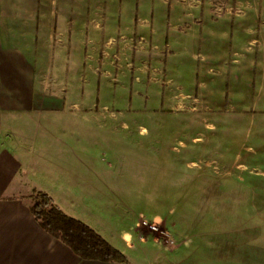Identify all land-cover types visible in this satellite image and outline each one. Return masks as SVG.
Segmentation results:
<instances>
[{
    "label": "crops",
    "instance_id": "obj_1",
    "mask_svg": "<svg viewBox=\"0 0 264 264\" xmlns=\"http://www.w3.org/2000/svg\"><path fill=\"white\" fill-rule=\"evenodd\" d=\"M157 2L168 10L161 44L153 16L137 20L133 37H124L125 27L105 36L103 24L81 16L92 11L86 0H0V264H241L204 257V242H190L194 232L173 223L165 227L172 243L142 227L163 214L135 211L122 159L99 149L98 133L83 125L102 124L140 148L146 142L134 144L136 128L147 139L152 128L162 137L166 123H201L220 157L261 170L264 0L244 10L228 0H185L174 19L177 0ZM141 27L151 30L146 42ZM153 48L163 56L157 69ZM216 161L206 162L226 164ZM34 190L128 262L83 259L48 233L30 210Z\"/></svg>",
    "mask_w": 264,
    "mask_h": 264
},
{
    "label": "rangeland",
    "instance_id": "obj_2",
    "mask_svg": "<svg viewBox=\"0 0 264 264\" xmlns=\"http://www.w3.org/2000/svg\"><path fill=\"white\" fill-rule=\"evenodd\" d=\"M86 1L90 2L92 11L80 14L83 19H94L103 24V35L120 36L122 27H125L124 37H133L132 30L137 20L153 16V41L158 44L163 42L165 33L163 23L159 21L166 19L168 10L165 5L163 8L158 5L157 0ZM184 1L177 0L175 3L173 19L185 12ZM228 2L233 8L244 10L251 0ZM150 32L148 27H141L142 41L145 38L148 40ZM144 57L147 58V53ZM150 58L152 67L159 68L163 61L160 49L153 48ZM83 125L88 127L86 130L98 133L99 149L104 147L107 152L113 153L114 159H122L118 163L125 166V173L128 174L131 206L135 211L140 214H163L165 219L157 226L164 233L156 231L163 239L168 237V242L172 243L168 227L167 230L165 228L170 223L194 234L198 228H205L208 234L199 236L192 233L189 236L190 242H204V257L210 260L226 257L241 264H264V165H261V170L237 169L233 157H220L218 153L224 150L209 141L211 131L201 123H166L169 127L164 129L160 138H156L159 128H152L147 139L138 135L136 128V135L132 137L134 144L146 142L140 148L129 142L130 136L124 138L120 133L104 129L102 124ZM148 125L153 123L148 122ZM210 159L226 164L217 161L209 164L206 161ZM167 214L170 215L167 217ZM185 214H188L187 219Z\"/></svg>",
    "mask_w": 264,
    "mask_h": 264
},
{
    "label": "trees",
    "instance_id": "obj_3",
    "mask_svg": "<svg viewBox=\"0 0 264 264\" xmlns=\"http://www.w3.org/2000/svg\"><path fill=\"white\" fill-rule=\"evenodd\" d=\"M29 198L30 210L41 227L67 244L81 258L128 262L124 253L88 224L65 213L46 192L34 190Z\"/></svg>",
    "mask_w": 264,
    "mask_h": 264
},
{
    "label": "clouds",
    "instance_id": "obj_4",
    "mask_svg": "<svg viewBox=\"0 0 264 264\" xmlns=\"http://www.w3.org/2000/svg\"><path fill=\"white\" fill-rule=\"evenodd\" d=\"M162 219L163 217L157 215V216H154L152 218V224H151V227H152V230L155 231L157 230V225H159L161 222H162ZM144 224L147 225L148 224V220H144ZM132 238V235L131 233H124V239L126 241L130 240Z\"/></svg>",
    "mask_w": 264,
    "mask_h": 264
},
{
    "label": "built area",
    "instance_id": "obj_5",
    "mask_svg": "<svg viewBox=\"0 0 264 264\" xmlns=\"http://www.w3.org/2000/svg\"><path fill=\"white\" fill-rule=\"evenodd\" d=\"M140 224H141L142 227H144V228H146V229H148V230H150V231H153L150 223H148L147 225H145V224H144V220H141V223H140ZM156 231H161L162 233H164V232L160 229L159 226H157V230H155V231H153V232H156Z\"/></svg>",
    "mask_w": 264,
    "mask_h": 264
}]
</instances>
